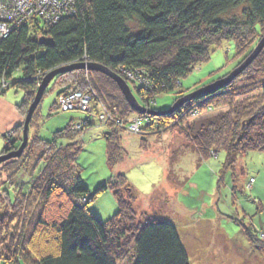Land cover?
I'll use <instances>...</instances> for the list:
<instances>
[{
	"label": "trees",
	"instance_id": "1",
	"mask_svg": "<svg viewBox=\"0 0 264 264\" xmlns=\"http://www.w3.org/2000/svg\"><path fill=\"white\" fill-rule=\"evenodd\" d=\"M242 5H246L242 19L222 20L223 15ZM263 36L264 0H73V13L63 14L55 24L33 19L12 30L6 39L0 41V81L4 82L6 90L11 87L24 93L22 104L16 106L24 115L25 105L32 103L46 75L68 65L90 63L122 78H129L131 74L139 81H147L152 98L149 106H155L154 98L182 91L181 80L209 60L212 47L232 41L237 55L241 53L244 56L249 52L251 54L257 46L252 50L253 45L249 44L257 38L261 40ZM261 59L263 62L264 48L251 64ZM63 75H76L86 80V71L76 70L59 74L52 81ZM93 75L110 80L96 72ZM262 81L263 63L246 68L227 85L190 100L171 114L166 112L172 106L165 112H150L169 120L187 109L194 114L208 109L209 113H213L217 108L215 102L221 99L227 101V111L200 118L189 126L186 135L192 151L201 159L207 158L212 150L223 151L226 155L225 166L231 168L238 157L251 152H264V108L255 110L250 103H234L231 93ZM71 92L70 85L59 86L56 109L61 111L59 98ZM99 99L104 100L102 97ZM105 102L122 107L123 115L132 111L124 101L120 100L117 104ZM37 108L32 115L34 118ZM68 127L64 131L66 136ZM17 130L15 127L11 134L15 136ZM56 135L60 137L63 133ZM20 141L18 137L7 138L3 149L5 154L17 150ZM32 143L29 147L27 142L28 146H25L20 159L26 158L33 148L51 150V145L42 141L35 139ZM107 143L108 163L114 165L111 159L112 154H117V148L112 146L110 137ZM79 151L80 148L73 145L57 149L48 167L40 172L37 190L41 194V213H47L48 207L53 204L56 211L53 218L45 221L42 214L37 216L32 227L35 233H39L36 237L33 235L32 240L23 234L27 231L24 220L21 222L17 215L12 218L0 214L1 244L9 245L5 240L6 235L2 233L3 222L7 221V229L11 230V224L20 221L22 228L24 226L20 243L23 249L30 245L36 247V240L40 242L41 236L52 234L53 249L41 250L35 264H190L177 231L171 224L149 220L142 225L137 221L134 226L125 227V219L131 209L119 195L120 188L126 184L124 177L118 176L115 182L107 183L89 194L74 167V159ZM17 164L14 163V166ZM24 168L28 170L26 166ZM107 189L117 201L118 212L103 222L89 210L88 205ZM127 190L131 189L127 186ZM59 194L65 196V201L57 203L56 207L53 198L57 199ZM26 210L27 206H22L21 212L25 214ZM248 235L249 240L263 244L262 239L257 240L256 231L250 229ZM261 236L264 238V233ZM11 237L12 243L17 241L13 234H10ZM21 256H24L21 257L23 262L29 264L26 252Z\"/></svg>",
	"mask_w": 264,
	"mask_h": 264
},
{
	"label": "rangeland",
	"instance_id": "2",
	"mask_svg": "<svg viewBox=\"0 0 264 264\" xmlns=\"http://www.w3.org/2000/svg\"><path fill=\"white\" fill-rule=\"evenodd\" d=\"M17 8L13 10L19 14L27 7L18 5ZM245 9L246 5H242L223 15L222 20L242 19ZM2 29L0 41L9 36L5 33L6 28ZM259 40L257 38L249 44L253 45L252 50ZM244 56L241 53L237 55L232 41L212 47L209 60L194 68L188 77L181 80L182 91L154 98L155 106H149L152 99L150 89H145L138 79L118 76L144 111L135 112L127 104L132 110L127 115L121 113L122 107L106 104L105 100L113 104L120 100L126 101L117 84L100 72L96 73L110 80L96 78L93 75L95 71L86 70L85 81L76 75H63L54 79L41 99L35 118L32 117L31 124L29 123L27 141L29 147L35 139L42 141L50 144L51 150L44 147L33 148L26 158H13L0 164V214L12 218L17 215L21 222L24 220L21 225L20 221L11 224V230L7 229L8 222H3L2 233L6 235L5 240L9 245H2L0 240V264H25L22 259L24 256H21L25 252L29 256V264H35L41 250L53 247L50 233L41 236L40 242L36 240V247H20L24 228L22 224L27 230L23 234L33 240V235L36 237L39 233H35L32 227L37 216L42 214L45 221L53 218L56 212L53 204L48 207L47 213H41V194L37 190L40 172L48 167L57 149L71 145L80 148L74 159V167L90 195L101 186L115 182L118 176L125 178L126 184L119 190L122 200L131 209L128 216L125 214V227L132 224L134 226L137 221L142 225L149 220L171 224L177 231L190 264H264V238L261 236L264 233V152H251L238 157L233 167L227 168L223 151L212 150L207 158L201 159L192 151L186 135L189 126L200 118L227 111V101L221 99L215 102L217 108L213 113H209L208 109L194 114L191 109H187L169 120L150 112H165L174 105L177 98L176 103L192 92L226 78L243 62ZM262 60L248 67L264 64ZM3 83L0 81V122L4 121V126L8 124L14 111L6 109L9 106L15 108L14 115L21 116L22 122L16 126L18 130L15 136L11 134L12 129L0 132V157L8 154L3 151L7 138L18 137L22 140L25 111L30 106L25 105L23 115L16 106L22 104L24 93L11 87L6 90ZM58 85H70L72 92L85 95L83 98L77 97L80 103L76 104L84 109H56ZM263 86L264 81L233 90V102L250 103L253 109L261 110L264 108ZM85 97L91 100L88 102ZM101 97L104 98L103 101L99 99ZM2 106L5 109L2 110ZM137 120L142 121V124L135 127L133 121ZM146 120L153 124L145 126ZM67 127L66 136L64 131ZM57 133H63V136L57 137ZM109 137L113 141L112 146L117 148L115 153L118 155L112 154L111 159L114 165L108 163ZM14 163H19L20 166H14ZM25 166L28 170H24ZM16 167L15 171H9ZM127 186L131 190H127ZM56 198H53L56 207L57 203L65 201L63 194ZM84 203L88 205L87 202ZM22 206H27L25 214L21 212ZM88 208L103 222L118 212L117 201L109 189L101 192ZM250 229L257 232V240L262 239L263 244L249 240ZM10 234L16 237V242H11L13 237L10 238Z\"/></svg>",
	"mask_w": 264,
	"mask_h": 264
},
{
	"label": "water",
	"instance_id": "3",
	"mask_svg": "<svg viewBox=\"0 0 264 264\" xmlns=\"http://www.w3.org/2000/svg\"><path fill=\"white\" fill-rule=\"evenodd\" d=\"M263 48H264V36L261 38V40L259 41L258 45L255 47V49L252 51V53L226 78H224L220 81H217L214 84H212V85H210L204 89H201L197 92H194L193 94H190V95L182 98L181 100L177 101V103H175L172 106V108L168 112H166V114H171L173 111H175L178 107L182 106L187 101H190V100L195 99L197 97H201V96L210 94V93L222 88L223 86H225V84L227 85L236 76H238L240 73H242L257 58V56L260 54V52L262 51ZM76 70L95 71V72H100V73L106 75L107 77H109L111 80H113L117 84L118 89L120 90V92H121L122 96L124 97L126 103L130 106V108L132 110H134L135 112H138V113L144 112L142 107L137 103V101L132 96V94H131L128 86L125 84V82L122 81L121 78H119L118 76H116L115 74L111 73L110 71H108L107 69H105L101 66L90 64V63H87V64L81 63V64L68 65V66L62 67L60 69H56L55 71L49 73L48 75H46L44 77V79L42 80L41 84L39 85V87L37 89L34 100L32 101V103L30 104V106L28 108V111L26 113L25 120L23 123L22 140H21V144H20L19 148L16 151L10 152L5 156L0 157V164L5 162L6 160L18 158L21 156V154H22V152H23V150L27 144V141H28V127H29V123L31 121L33 112L37 108V105L39 104L44 91L46 90L47 86L52 81V79L59 74H66V73H70V72L76 71ZM151 114L152 115H156V114L159 115L158 113H154V112H151Z\"/></svg>",
	"mask_w": 264,
	"mask_h": 264
},
{
	"label": "built area",
	"instance_id": "4",
	"mask_svg": "<svg viewBox=\"0 0 264 264\" xmlns=\"http://www.w3.org/2000/svg\"><path fill=\"white\" fill-rule=\"evenodd\" d=\"M15 4L18 6L27 7L23 12H19L16 14L17 8ZM18 9V8H17ZM73 13V0H0V31H3L2 27L6 28V35H10V30H14L17 27H21L26 25L30 20L33 19H41L45 24H55L63 14L69 15ZM6 38V37H5ZM3 38V39H5ZM129 78L139 79L131 74L128 75ZM143 87L148 88V83L145 80L139 81ZM76 92V91H75ZM71 92L70 94H66L59 98V105L61 111L70 110L75 107L77 110H81L79 108H83V106L79 107L76 104H79V98H83L85 95H82L80 92L75 93ZM86 100L89 99L85 97ZM91 100V99H90ZM87 110V108L85 109ZM84 111V110H83ZM89 112V111H88ZM102 119V116L100 117ZM86 124V121H84ZM146 125H152L150 120H146ZM142 121L137 120L133 121V125L138 127L141 125Z\"/></svg>",
	"mask_w": 264,
	"mask_h": 264
},
{
	"label": "crops",
	"instance_id": "5",
	"mask_svg": "<svg viewBox=\"0 0 264 264\" xmlns=\"http://www.w3.org/2000/svg\"><path fill=\"white\" fill-rule=\"evenodd\" d=\"M1 102V100H0ZM18 105V104H17ZM5 109V106H2V110ZM6 109H8L9 111H13L11 117L9 118V121L7 125L4 126V121L3 122H0V132H6V131H9L10 129H14L16 126H18L19 124H21L22 120H21V116L19 115H14V112H15V108L13 106H9L7 107ZM17 109V107H16ZM17 114V112H16Z\"/></svg>",
	"mask_w": 264,
	"mask_h": 264
}]
</instances>
